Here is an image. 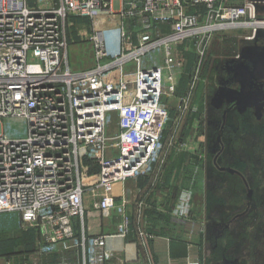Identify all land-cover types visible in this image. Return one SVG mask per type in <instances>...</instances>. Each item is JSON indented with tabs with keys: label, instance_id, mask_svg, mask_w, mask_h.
I'll list each match as a JSON object with an SVG mask.
<instances>
[{
	"label": "built area",
	"instance_id": "1",
	"mask_svg": "<svg viewBox=\"0 0 264 264\" xmlns=\"http://www.w3.org/2000/svg\"><path fill=\"white\" fill-rule=\"evenodd\" d=\"M254 17L247 1L0 0V215L38 231V254L74 250L81 264H108L107 236H87L84 218L116 213L118 235L127 234L114 186L152 175L162 161L172 121L166 98L185 74L174 49L189 39L201 61L212 33L252 27ZM73 20L89 22L76 33L94 60L77 71L68 60ZM112 20L121 50L109 60L104 27ZM130 62L135 69L125 71ZM187 213L186 202L179 217Z\"/></svg>",
	"mask_w": 264,
	"mask_h": 264
},
{
	"label": "rangeland",
	"instance_id": "2",
	"mask_svg": "<svg viewBox=\"0 0 264 264\" xmlns=\"http://www.w3.org/2000/svg\"><path fill=\"white\" fill-rule=\"evenodd\" d=\"M245 1L225 0V5L242 6ZM113 22L115 20L108 21L104 27L105 47L109 60L119 55L121 50L119 30L114 27ZM247 22L256 24L260 21L247 20ZM73 23L74 27L68 29V34L72 32L73 35V38L68 40V60L71 69L77 71L82 70L86 65H93L94 60L90 42H82L76 33L77 28L89 22L73 20ZM259 27L264 29V26L256 24L252 27L212 33L207 38L208 44L203 48L204 55L200 62L196 61L199 57V47H195L194 42H189V39L176 46L175 56L186 67H194L197 64L193 70L198 74L195 85L202 81L204 72L208 71V68L209 70L213 68L216 73H223L224 67L233 64L230 59L236 64L244 57H247V63L251 57H257L258 61L254 67L249 62L250 65L246 67L249 71L247 73L252 74L255 70L257 74L264 73V31H254ZM259 33L262 34L256 35ZM134 43L136 44L135 41ZM135 65L134 62L127 63L124 70L132 71ZM226 70L228 71L227 68ZM228 74L233 75V72ZM183 78L184 76L182 80ZM245 80L249 79L245 78ZM231 81L233 82L229 84L238 85L239 91L246 90L245 95L253 99L251 104L256 100L263 101L261 106L257 107L260 121L254 120V126L244 127L243 133L247 140V143H243L244 153L225 152L224 149L229 144L222 141L218 125L210 126L207 123L211 117V110L205 111L201 107L193 110L189 107L188 101L184 104L186 110L170 111L172 121L164 134V153H172L176 150V153H193L195 157L192 158L193 161H188L189 166L195 171L194 176L190 170V176L189 173H182L181 177L187 175L188 184L191 177L196 179V191L192 202L195 217L204 225L205 230L198 264H264V93L261 94L262 100L259 99L261 95H257L258 99L253 95L257 91L264 92V78L261 80L251 78L248 88L243 82L236 81V78ZM196 97L195 92L193 99ZM197 101L199 99H196ZM239 106L241 107L240 104ZM252 107L246 110V118L254 117L256 108ZM216 116L219 117V113ZM204 123L208 126H204ZM114 128L115 121L110 131ZM191 143L194 149H191L192 152H187ZM90 172L94 174L96 168L91 167ZM202 183H205V190ZM185 197H188L187 202H189V196L185 195ZM114 215L112 219L117 216L116 213ZM14 224L12 230L22 232L32 230L22 228L17 218ZM37 256L45 255L37 253Z\"/></svg>",
	"mask_w": 264,
	"mask_h": 264
},
{
	"label": "crops",
	"instance_id": "3",
	"mask_svg": "<svg viewBox=\"0 0 264 264\" xmlns=\"http://www.w3.org/2000/svg\"><path fill=\"white\" fill-rule=\"evenodd\" d=\"M244 58L246 66L250 65L246 62L247 57ZM198 60L197 58L196 61ZM230 62L235 61L230 59ZM194 67L184 66L182 83L174 95L166 98V102L173 112L178 111L180 102L184 98L193 110L198 107L205 111L211 110V117L207 123L210 126L214 124L226 126L225 132L220 134L222 141L229 144L224 150L227 153H236L237 145L234 147V143L238 139L235 135L238 129L243 130L246 110L254 106L252 108H256L255 112H258L257 106L249 104L240 107L237 102L232 103V98L234 96L236 98L241 91L236 85L232 87L227 85L230 80L237 78L236 72L229 76L228 71L216 73L213 68L210 70L208 68V71L204 72L202 81L196 84L197 86L194 84L191 91ZM256 72L255 70L245 78L257 80L264 78V73ZM244 83H246L245 79L243 85ZM220 89H223L225 97L217 101ZM195 92L196 99H199L197 102L195 98L193 99ZM217 108L221 109L219 117L216 116L219 113ZM204 126L208 125L204 123ZM193 144H189L187 152H192ZM193 155V153H176V150L172 153H164L163 160L152 175L127 179L114 186L116 201L124 203L128 217L127 234L124 237L118 235L119 218L104 219L93 210L86 214L83 223L84 233L87 236H107V246L113 254L108 264H198L205 230L204 225L195 217L192 202L196 191V179L191 177L188 184L187 175L181 177L182 173H189L190 176L189 171L192 167L189 166L188 161L195 158ZM191 172L194 176V169ZM202 184L205 190V183ZM185 195L189 196V202L185 201ZM186 202L188 213L181 218L179 213ZM15 218L19 221L18 215L12 213L0 215V264H81L82 256L74 250L37 256V245L40 242L38 231L12 230ZM76 228L79 233L83 231L80 225Z\"/></svg>",
	"mask_w": 264,
	"mask_h": 264
},
{
	"label": "water",
	"instance_id": "4",
	"mask_svg": "<svg viewBox=\"0 0 264 264\" xmlns=\"http://www.w3.org/2000/svg\"><path fill=\"white\" fill-rule=\"evenodd\" d=\"M247 2H249L253 8H254V19L255 21H263L264 20V0H246ZM262 33H259V34H256V35H260ZM244 58L241 59L238 63L236 64H231V66H229L227 69L229 72H236V81L238 80L240 83L244 82V79H245V76H248L249 71H247L246 69V63ZM258 61V58L257 57H251L250 58V63L252 64V66L254 67L256 65ZM246 87V85H244ZM247 88V87H246ZM246 90L245 89H242V91L236 96L232 98L231 101H236L238 104H240L242 107H245L247 106L248 104L251 103V98L248 97L247 95H245L246 93H244ZM263 94L262 92H258L256 94H253L256 96V98L258 99V96L257 95H261ZM263 95L260 96L259 99L263 98L262 97ZM224 98V94H223V89H220L218 91V94H217V101L221 100L220 98ZM253 100V99H252ZM257 101V100H256Z\"/></svg>",
	"mask_w": 264,
	"mask_h": 264
},
{
	"label": "flooded vegetation",
	"instance_id": "5",
	"mask_svg": "<svg viewBox=\"0 0 264 264\" xmlns=\"http://www.w3.org/2000/svg\"><path fill=\"white\" fill-rule=\"evenodd\" d=\"M226 66V65H225ZM229 66L227 65V67H224L225 68V71L227 72V70H226V68H228ZM229 76H231V75H229ZM230 79H231V77H230ZM233 80V79H232ZM230 82H233V81H231L230 80ZM229 82V83H230ZM228 83V87H232V86H234L233 84H229ZM251 82H250V79H249V81L247 80L246 81V87L248 88L249 87V85L248 84H250ZM236 86H238V85H236ZM238 88H239V86H238ZM256 92V91H255ZM262 93H264L263 91H262ZM263 99V98H262ZM261 99V100H262ZM260 101V100H259ZM236 102V101H235ZM251 102H252V100H251ZM232 103H234V101H232ZM261 103H263V101L262 102H258V101H256L254 104L258 107V105H260L261 106ZM249 105V104H248ZM250 105H251V103H250ZM242 107V106H241ZM246 107V106H245ZM217 111L219 112V114H220V111H221V109H219V108H217ZM218 114V113H217ZM253 116L254 117H247V118H245V119H247V120H245L244 119V125H243V130H244V127H247V126H250V125H252V126H254V120H256V121H260V113H258V112H254L253 113ZM234 117V116H233ZM219 127V130H220V134H221V132L223 133V131L225 132V130H226V126H223V127H221L220 125L218 126ZM243 130H240V129H238V131H237V133H236V138L238 139L237 140V142H235L234 143V147L237 145V147L235 148V150H236V153H244V150H243V143L245 144V143H247V140H246V138H245V133H243Z\"/></svg>",
	"mask_w": 264,
	"mask_h": 264
},
{
	"label": "bare ground",
	"instance_id": "6",
	"mask_svg": "<svg viewBox=\"0 0 264 264\" xmlns=\"http://www.w3.org/2000/svg\"><path fill=\"white\" fill-rule=\"evenodd\" d=\"M259 24H260V26H264L263 21L258 22V25H259ZM261 30L264 31L263 27H259V28L255 29L254 31H255V32H258V31L261 32Z\"/></svg>",
	"mask_w": 264,
	"mask_h": 264
},
{
	"label": "trees",
	"instance_id": "7",
	"mask_svg": "<svg viewBox=\"0 0 264 264\" xmlns=\"http://www.w3.org/2000/svg\"><path fill=\"white\" fill-rule=\"evenodd\" d=\"M182 83V82H181Z\"/></svg>",
	"mask_w": 264,
	"mask_h": 264
}]
</instances>
